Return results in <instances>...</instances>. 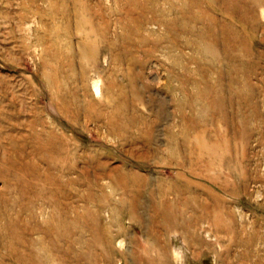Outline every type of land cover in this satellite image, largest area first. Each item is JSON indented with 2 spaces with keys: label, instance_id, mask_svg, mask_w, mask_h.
<instances>
[{
  "label": "rangeland",
  "instance_id": "374dc122",
  "mask_svg": "<svg viewBox=\"0 0 264 264\" xmlns=\"http://www.w3.org/2000/svg\"><path fill=\"white\" fill-rule=\"evenodd\" d=\"M0 264H264V0H0Z\"/></svg>",
  "mask_w": 264,
  "mask_h": 264
}]
</instances>
